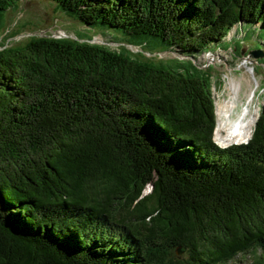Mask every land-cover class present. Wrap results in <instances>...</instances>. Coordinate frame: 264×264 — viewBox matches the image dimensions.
I'll return each instance as SVG.
<instances>
[{
    "label": "trees",
    "instance_id": "obj_1",
    "mask_svg": "<svg viewBox=\"0 0 264 264\" xmlns=\"http://www.w3.org/2000/svg\"><path fill=\"white\" fill-rule=\"evenodd\" d=\"M31 1L188 61L91 39L0 50V264H264V105L247 144L219 147L194 57L262 30L264 0Z\"/></svg>",
    "mask_w": 264,
    "mask_h": 264
},
{
    "label": "rangeland",
    "instance_id": "obj_2",
    "mask_svg": "<svg viewBox=\"0 0 264 264\" xmlns=\"http://www.w3.org/2000/svg\"><path fill=\"white\" fill-rule=\"evenodd\" d=\"M16 32L18 34L13 35ZM58 33H61V36ZM236 34L237 31L234 29V41L223 40L217 46H211L213 52L222 49L214 61H205L204 55L194 56L197 58L195 65L202 70L210 71L211 74V90L217 120L214 141L220 115L225 110L224 105L232 97V88L237 90L241 106L247 101L253 87L257 86L256 97L252 105L257 113L256 121L264 105V56L251 60L242 56L243 50L246 52V56L252 51H261L264 54V26L262 30L257 31L250 25H246L244 38L240 41H235ZM64 35L66 37H63ZM95 36L99 39L96 41L99 45L114 51H119L123 47L134 55L141 54L144 59L154 63L181 65L188 61H181V55L178 53L157 51L160 46L159 39L149 37L131 39L120 33L97 31L82 26L59 12L55 4L50 2L22 0L17 10L6 12L0 16V50L6 46L24 43L31 37L71 38L89 41ZM7 38L9 39L7 40ZM161 53L163 56L158 55ZM180 255L183 256V254ZM252 261V254L248 253L240 255L228 264H251Z\"/></svg>",
    "mask_w": 264,
    "mask_h": 264
},
{
    "label": "bare ground",
    "instance_id": "obj_3",
    "mask_svg": "<svg viewBox=\"0 0 264 264\" xmlns=\"http://www.w3.org/2000/svg\"><path fill=\"white\" fill-rule=\"evenodd\" d=\"M232 89V97L224 105L225 110L220 115L215 134L216 143L223 148L247 142L256 124L257 113L252 105L256 97L257 86L253 87L247 101L241 106L237 90Z\"/></svg>",
    "mask_w": 264,
    "mask_h": 264
},
{
    "label": "water",
    "instance_id": "obj_4",
    "mask_svg": "<svg viewBox=\"0 0 264 264\" xmlns=\"http://www.w3.org/2000/svg\"><path fill=\"white\" fill-rule=\"evenodd\" d=\"M61 36V35H59ZM63 37H66V35H64ZM55 38V37H54ZM96 41H99V39L95 36L91 41L90 43H93V44H98L96 43ZM246 52L243 50L242 51V56L246 57L247 59H258L260 57H263L264 54L261 52V51H252L250 52L247 56L245 55Z\"/></svg>",
    "mask_w": 264,
    "mask_h": 264
},
{
    "label": "built area",
    "instance_id": "obj_5",
    "mask_svg": "<svg viewBox=\"0 0 264 264\" xmlns=\"http://www.w3.org/2000/svg\"><path fill=\"white\" fill-rule=\"evenodd\" d=\"M233 32L234 31H232V32H230L229 33V35H228V39L229 40H232L233 39ZM58 35H61V33H58ZM219 51H221V50H219ZM219 51H217V52H213V51H209V52H206L205 54H204V57H205V61H207V62H210V61H214V58H216V56H218L219 55ZM159 56H163L162 55V53L161 54H158Z\"/></svg>",
    "mask_w": 264,
    "mask_h": 264
},
{
    "label": "clouds",
    "instance_id": "obj_6",
    "mask_svg": "<svg viewBox=\"0 0 264 264\" xmlns=\"http://www.w3.org/2000/svg\"><path fill=\"white\" fill-rule=\"evenodd\" d=\"M216 143V142H215ZM217 144V143H216Z\"/></svg>",
    "mask_w": 264,
    "mask_h": 264
}]
</instances>
